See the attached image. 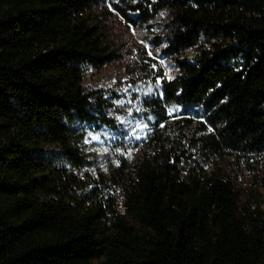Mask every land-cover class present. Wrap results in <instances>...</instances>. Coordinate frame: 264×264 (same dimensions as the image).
Returning a JSON list of instances; mask_svg holds the SVG:
<instances>
[{
  "label": "trees",
  "instance_id": "trees-1",
  "mask_svg": "<svg viewBox=\"0 0 264 264\" xmlns=\"http://www.w3.org/2000/svg\"><path fill=\"white\" fill-rule=\"evenodd\" d=\"M115 16L173 70L135 138L83 85L123 59ZM103 129L136 149L105 171ZM262 162L264 0H0V264H264Z\"/></svg>",
  "mask_w": 264,
  "mask_h": 264
},
{
  "label": "rangeland",
  "instance_id": "rangeland-1",
  "mask_svg": "<svg viewBox=\"0 0 264 264\" xmlns=\"http://www.w3.org/2000/svg\"><path fill=\"white\" fill-rule=\"evenodd\" d=\"M108 26L116 45L122 47L120 55L123 59L102 70L88 69L84 75L83 85L87 90L116 93L119 98L113 102L112 117L121 126L127 128L128 133L134 138L139 137L145 133L146 126L141 120L142 109L137 102L138 99L156 91L162 79L160 72L168 79L173 70L166 60L157 57L158 51L152 50L151 46L148 45V38L143 31L128 29L124 21L118 16L111 18ZM137 46L143 48L146 51V56L152 60H145V62H149L148 67L152 69L150 77L145 78L132 68L133 63L138 61V57H136ZM131 50L132 52H130ZM117 138L113 132L103 129L95 133H88L83 141L88 147V151L94 153L93 159L97 161L98 167L104 171L113 167L117 158L136 155V149L130 144L120 149L112 148L110 144ZM262 163L254 168L255 171L244 169L239 176L243 186L256 188L259 194L257 197L264 208V163Z\"/></svg>",
  "mask_w": 264,
  "mask_h": 264
}]
</instances>
